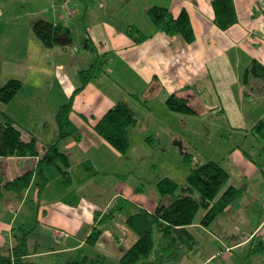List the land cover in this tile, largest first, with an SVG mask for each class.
Returning a JSON list of instances; mask_svg holds the SVG:
<instances>
[{
  "label": "crops",
  "instance_id": "crops-1",
  "mask_svg": "<svg viewBox=\"0 0 264 264\" xmlns=\"http://www.w3.org/2000/svg\"><path fill=\"white\" fill-rule=\"evenodd\" d=\"M233 1L238 19L222 30L214 23L211 0H103L105 4L100 2L97 8L104 9L110 3L119 9L127 7L125 10L129 13L117 24L107 17L91 21L88 31L91 40L97 44H94L97 51H93L89 48V42L84 41V33L78 37V41L75 40L77 43L73 38L72 42H68L59 35L52 47L44 45L34 35L31 23L36 19H46L67 27L63 24L65 20L71 31V18L66 20L52 0H0V57L23 58L20 60L22 67L36 72V93L33 90L26 104L21 103V108L24 110L26 105V112L30 111L34 100L36 108L42 107L40 111L36 109V120H44L45 123L36 127L40 154L47 144L56 140L55 116L59 106L72 98L70 118L78 128L79 139L69 136L59 142L69 162V153L72 152L82 154L81 162L86 159V154L96 157L102 163L119 158L121 153L94 129V124L116 102L123 100L127 103L115 91H110L106 82H98V72L103 71L102 68L107 65L104 72L106 81L116 90H126L133 99L141 100L144 97L145 102L152 100L166 105L167 98L176 94L187 98L192 114L207 111L225 116L229 130L242 134L243 140L264 132V79L249 71L254 63L264 67V0ZM155 5L169 8L175 16L186 9L194 29V41L188 43L180 34L168 35L156 30L147 15L148 8ZM16 13L20 18L11 16ZM131 27L150 36L136 43L128 35ZM74 44L80 49L76 50V55L72 54ZM95 52L103 53L98 55L104 57L100 62V69L80 91L74 93L81 85L78 72L92 66ZM256 70L263 73L264 68L258 67ZM107 73H115L117 82ZM19 93L20 91L13 101ZM0 114L10 117L24 132H34L30 125L27 129V125L15 116L14 111L2 109ZM46 122L52 124L48 130ZM40 139L42 140L39 141ZM38 157L31 159L37 160ZM11 161L20 163L15 171L19 173L24 169L23 162L27 159L15 156L5 159V162ZM44 174L48 179L45 170ZM229 185L235 186L230 177L225 187ZM123 190L125 196L138 202H134L138 206L152 212L157 208L156 205L145 203L140 196L142 190L135 189L132 192L129 186ZM117 194L112 198L117 196L122 198L120 203L125 202L126 198ZM56 202L50 200L43 203V217L50 212L49 218L47 217L50 225L78 233L83 226L78 203L74 206H53ZM228 209L230 206L226 208ZM15 220V215L0 218V252L7 253L16 243L12 234V228L16 226ZM87 228L84 233L88 235L90 231ZM194 228V224L189 226L198 241ZM84 241V238L75 236L60 251H75L84 245ZM122 254L119 253V258ZM31 256L34 259L32 254Z\"/></svg>",
  "mask_w": 264,
  "mask_h": 264
},
{
  "label": "rangeland",
  "instance_id": "rangeland-1",
  "mask_svg": "<svg viewBox=\"0 0 264 264\" xmlns=\"http://www.w3.org/2000/svg\"><path fill=\"white\" fill-rule=\"evenodd\" d=\"M52 1L58 5V10L60 9L66 20L71 18L72 36L69 42L78 41V37L84 33V41L89 42V48L93 51H97V44L90 38L91 21L107 17L117 24L129 13L125 10L127 7L119 9L110 3L104 9L97 8L103 0H70L71 14L68 15L63 6L64 0ZM11 16L20 18L17 13ZM64 21L63 24L69 29ZM86 27L88 29H85ZM76 50L80 49L74 44L72 54L76 55ZM95 54L94 63L100 64L104 57L98 55L103 53ZM15 57H0V87L12 78L20 79L23 87L21 86L15 101H0V110L14 111L15 116L27 125V129L30 125L36 135V127L44 123V120H36V109L40 111L42 107L36 108L34 100L30 111L26 112V105L24 110L21 108V103L26 104L33 90L36 93V72L31 68L22 67L20 60L23 58ZM107 66L98 72V82H106L110 91H115L120 98L125 99L137 118V125L133 124L128 128V150L125 153L119 152L121 155L117 160L106 163L97 161L96 157L88 154L81 162L82 154L69 153V182H63L61 170L57 167H46L44 170L48 179L41 192H37L40 181L38 175H34L31 185L24 192H4L0 203V218L15 215L14 225L17 231L18 226L31 229L28 249L37 264H61L70 256L80 259L83 255L98 254L105 256L108 264H120L119 253L122 254L136 238L125 222L126 213L134 212L138 206L137 201L125 196L123 189L129 186L132 192L135 189L142 190L140 196L144 198L145 203L156 205L160 210L170 202L173 195L160 193L157 188L159 179L169 177L175 180L178 183L174 194L176 196L183 192L181 186L193 167L208 160L220 161L228 171L231 183L242 188L240 197L230 205V209L218 214L207 227L201 223L206 210L200 208L194 219V229L199 237L195 251L181 256L178 260L160 264H264V252L253 250V238L256 235L264 238V132H259L257 137L243 140L242 134L229 130L225 116L207 111L195 115L172 110L167 104L160 105L157 101L145 102L144 97H141V100L133 99L126 90H116L106 81L104 72ZM107 74L117 82L115 73ZM7 118L10 117L0 114L1 123ZM50 126L52 124H47V130ZM55 127L57 128V123ZM39 144L41 145L40 142ZM58 147L64 150L61 144H58ZM93 152L97 156V153ZM33 164V159L23 162L24 167H31ZM19 167L20 163L11 161L4 163L3 170L11 177ZM115 193L126 198L123 202L125 208L115 209L111 219L97 223L103 230L101 239L94 246L84 243L75 251L61 252L67 241L73 237L86 239L87 234L84 231L86 227L91 231L96 212L103 215L110 208L120 204L122 198H112ZM50 200L57 201L53 206H74L78 203L79 215L83 219V226L78 233L73 234L66 228L52 226L47 222L50 212L44 218L42 209L43 203ZM61 230L66 231L67 235H59L57 232ZM153 238L157 245L159 232L156 224L153 228ZM112 241L115 243L112 244Z\"/></svg>",
  "mask_w": 264,
  "mask_h": 264
},
{
  "label": "trees",
  "instance_id": "trees-1",
  "mask_svg": "<svg viewBox=\"0 0 264 264\" xmlns=\"http://www.w3.org/2000/svg\"><path fill=\"white\" fill-rule=\"evenodd\" d=\"M214 9V23L222 30L227 29L237 21V13L233 0H211ZM147 15L158 31L168 35L180 34L184 40L191 43L195 39V33L190 21L188 11L182 9L178 15L164 6H151ZM31 28L34 35L48 47L55 45L58 36L63 40H71L70 30L60 23L54 24L46 19L32 21ZM128 35L134 42L144 41L150 34L140 32L131 27ZM101 63H93L88 69L80 70L81 85L74 91H80L89 80L96 75ZM264 68L254 63L249 70L258 77L264 79V71L259 72L257 68ZM247 78V74H246ZM22 81L17 78L9 79L0 87V101L9 102L18 93ZM72 99V98H71ZM71 99L62 104L56 113L57 135L56 140L47 144L40 154L38 140L33 133L24 132L14 124L11 118L0 123V199L5 191L14 193L24 192L32 183L34 175H38V193L46 184L47 177L44 174L46 167L55 166L61 170L63 182H68L69 159L62 152L58 144L69 136L79 139L78 128L70 118L72 109ZM167 106L175 111L192 113L193 110L185 97L171 94L166 100ZM137 121L132 108L123 100L111 106L102 117L94 124L95 131L108 141L119 152L125 153L129 146L128 128ZM261 125V123H258ZM257 127V125H256ZM35 158L31 167L25 166L19 173L8 177L3 170L5 159L8 157ZM229 179L228 171L218 162L208 160L191 169L185 182L182 184V193L174 195L178 183L163 177L158 180L157 188L164 195H173L170 202L163 207H158L152 212L144 207L138 206L134 212H128L125 222L128 228L135 234V241L123 252L120 264H160L168 261L178 260L183 255H189L197 247V239L189 229L194 224V219L200 208L206 212L201 218L204 226H209L211 221L228 206L235 202L242 193L239 186L229 185L225 187ZM225 187V188H224ZM123 203L110 208L105 214L94 215V225L85 239V243L94 246L100 239L103 230L97 223L105 222L114 216L115 209H124ZM156 224L159 239L157 245L153 238V228ZM15 227L12 231L16 243L7 253L0 252V264H37L28 249V236L31 229L24 226ZM253 240L254 251L264 252V238L256 235ZM61 264H108L105 256L83 255L80 259L67 258Z\"/></svg>",
  "mask_w": 264,
  "mask_h": 264
},
{
  "label": "built area",
  "instance_id": "built-area-1",
  "mask_svg": "<svg viewBox=\"0 0 264 264\" xmlns=\"http://www.w3.org/2000/svg\"><path fill=\"white\" fill-rule=\"evenodd\" d=\"M69 1H70V0H64V1H63V6H64V8H65V10H66V12H67L68 15L71 14V10L69 9ZM58 233H59V235H61V236H66V235H67V232L64 231V230H61V231H59Z\"/></svg>",
  "mask_w": 264,
  "mask_h": 264
}]
</instances>
